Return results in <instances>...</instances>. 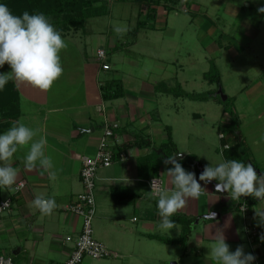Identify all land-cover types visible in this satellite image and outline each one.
I'll list each match as a JSON object with an SVG mask.
<instances>
[{"label": "crops", "instance_id": "1", "mask_svg": "<svg viewBox=\"0 0 264 264\" xmlns=\"http://www.w3.org/2000/svg\"><path fill=\"white\" fill-rule=\"evenodd\" d=\"M70 34L61 36L65 38ZM114 42L112 48L116 51L118 45ZM99 50L106 52L105 59L98 58ZM85 57L79 54L70 63L68 56L67 63L61 65L62 74L46 91L14 79H10L0 91V133L18 122L25 124L36 131L34 140L45 137V155L52 161L51 168L37 162V166L27 169L24 157L30 144L14 153L12 167L17 170V182L10 189L0 191V203L8 199L12 201L9 209L0 211V249L10 255L15 264H64L68 260L82 228V218L69 211L70 204L83 191L80 177L82 158L96 155L106 124L117 122L121 127L117 147L126 152L127 158H116L110 167L99 169L95 189L94 235L112 256L86 258L82 264H144V260L147 264L158 262L155 260L168 264H216L208 254V248L214 243L217 230L223 232L230 251L243 246L245 253L255 255L254 264H264V241L260 240L264 227L258 225L255 217V208H264V201L258 200L252 207H246V211L240 209L239 203L228 206L230 195L217 192L211 182L202 185L204 191L199 198L188 200L177 212L193 218L184 251L174 252L166 248L177 243L182 235V225L175 223L168 233L159 228L160 217L149 180L159 178L169 193L174 190V186L168 184L167 175L172 165L164 163L168 157L163 155L162 160L156 161L154 152L161 154L168 143L167 127L171 128L173 141L178 145L173 128L163 122L158 102L153 98L157 86L144 82V74H141L137 76L141 83L137 93L127 92L125 88L122 97L106 100L102 86L115 79L106 73L113 69L111 58L101 46L94 60L88 54ZM127 60L130 63L134 61ZM122 61L125 62L124 58ZM104 64L110 65V69L105 70ZM117 77L123 78V75L118 73ZM122 81L125 86L126 82ZM15 93L18 96V115L14 118L9 113L11 110L4 107L14 100ZM180 97L186 96H177ZM224 140L226 145L233 144V141H227L226 136ZM138 141L137 146L123 147L126 143ZM132 149L135 156L130 154ZM177 149L172 157L178 162L190 154L183 153L181 158ZM147 158L150 160L144 166ZM182 167L190 169L196 178L200 176L194 167ZM19 183L24 186L18 187ZM114 188L123 190L119 200L113 195ZM36 196L55 200V208L50 215H43L32 206ZM214 202L223 207L214 210ZM212 211L219 212L218 220L205 217ZM237 214L241 215L238 219ZM174 232V238L167 237ZM68 237L72 241H68ZM161 239L176 243H165Z\"/></svg>", "mask_w": 264, "mask_h": 264}, {"label": "rangeland", "instance_id": "2", "mask_svg": "<svg viewBox=\"0 0 264 264\" xmlns=\"http://www.w3.org/2000/svg\"><path fill=\"white\" fill-rule=\"evenodd\" d=\"M103 5V15L90 18L84 29L62 37L67 47L59 53L61 65L67 63L68 56L71 63L79 54L82 58L88 54L94 60L101 46L113 66L106 73L123 86L124 79L127 92L139 91L137 76L144 74V82L157 86L153 98L163 122L173 128L180 153H194L204 167L224 162L221 140L225 134L228 142L235 141L228 130L234 116L235 127L247 142L253 163L264 173V13L257 10L264 0H178L154 4L156 18L136 35L133 31L148 13V4L135 0H102L95 4L98 8ZM166 7H172L171 11ZM115 26L126 27L127 31L117 34ZM113 41L118 45L116 51ZM212 62L221 74V85L204 79ZM10 70L5 63L0 73ZM118 73L123 78L117 77ZM179 86L190 93L217 92L222 86L228 99L222 101L215 94L208 101L177 98ZM164 87L175 88V93L165 92ZM197 179L201 186L205 184L199 176ZM243 202V198L233 201L230 197L226 204ZM222 207L219 202L213 204L214 210ZM211 213L219 214H206L209 220ZM240 217L236 215V219ZM239 233L245 236L240 230ZM167 235L174 238L176 232ZM181 238L182 235L178 242ZM178 242L166 248L183 252L188 242Z\"/></svg>", "mask_w": 264, "mask_h": 264}, {"label": "clouds", "instance_id": "3", "mask_svg": "<svg viewBox=\"0 0 264 264\" xmlns=\"http://www.w3.org/2000/svg\"><path fill=\"white\" fill-rule=\"evenodd\" d=\"M258 12L264 13V5ZM117 34H124L126 27L115 26ZM66 42L61 33L50 22L44 13L30 14L24 11L21 15H14L5 3L0 2V68L5 63L10 67L7 73H0V91L10 79L27 82L40 90H48L63 72L59 53L66 48ZM37 133L23 123H16L6 132L0 133V191L10 189L17 182V170L12 167L13 155L18 148L30 144L24 157L27 169L37 166L52 167V161L45 155V137L34 140ZM135 156L134 150L130 152ZM168 168V184L174 186L169 193L166 187L151 186L152 198L156 199L159 228L165 233L175 227L172 217L183 208L190 199H197L204 189L195 174L186 171L180 162L172 156L164 160ZM205 184L216 180L217 192H227L233 201H239L242 196H252L264 201V175H257L252 164H245L239 160H227L216 166H206L199 176ZM19 187H22L20 185ZM32 206L43 215H50L55 208V200L36 196ZM211 213V219L214 217ZM255 217L259 226L264 227V208H255ZM264 241V235L260 236ZM209 255L216 264H254L256 257L252 253H245L243 246L235 251L229 250L223 232L217 230L214 243L210 246Z\"/></svg>", "mask_w": 264, "mask_h": 264}, {"label": "trees", "instance_id": "4", "mask_svg": "<svg viewBox=\"0 0 264 264\" xmlns=\"http://www.w3.org/2000/svg\"><path fill=\"white\" fill-rule=\"evenodd\" d=\"M102 0H0V2L5 3L9 10L14 15H21L24 11H28L30 14L33 13H44L49 19L50 22L54 25V27L60 31L61 35H65L70 33L71 31H79L84 29L86 26L87 21L92 17H99L103 15L105 12L106 5L101 7H96L95 4L100 3ZM138 3L148 4L149 9L148 13L145 14L143 20L137 23L136 30L133 31L134 35H136L141 28L148 27V24L151 20H154L157 16V11L152 7V5H160L162 3H169L175 2L178 0H135ZM167 11L170 12L172 7H166ZM204 79L209 83H216L217 85H221V74L214 62H212L211 69L204 73ZM181 87V86H179ZM103 97L106 100L120 98L124 95L125 90L123 83L120 80H111L106 82L102 86ZM165 92L175 93V88L171 89L168 87H164ZM216 91H209L207 93H187L182 88H178V95L177 96H186L190 99L196 101H205L208 100L210 97H213ZM18 96L15 93L14 100L7 105L6 110H11L9 113L12 117H16L18 115ZM219 98V97H218ZM7 111V112H8ZM234 115V113H231ZM237 120L233 116V120L229 125V131L232 132L235 141L229 148H225L226 143L224 138H222L221 142L223 145V156L225 161L227 160H239L247 164H252L254 169H257V165H255L251 159V152L250 148L247 145L244 137L242 136L237 128L235 127ZM167 132L169 136L168 143L162 148V153L157 154L154 152V155L157 157V160H162L163 155L165 157H171L174 153L178 152L177 146L172 138L171 128L167 127ZM227 130V131H228ZM225 137V136H224ZM138 142H130L123 145L125 148H130L133 146H137ZM144 145V144H143ZM139 146H142L141 143ZM150 159H146L144 161V166L148 164ZM146 163V164H145ZM180 163L184 166L194 167L197 172L200 170H204V166L201 161L195 155H186ZM123 192L122 189H113V195L115 198L119 200V194ZM243 204L246 205L247 208L252 207L257 201L258 198H254L252 196H242ZM241 205V204H240ZM239 205V206H240ZM172 219L175 223L182 225V238L179 241L180 244H183L188 240L190 235V225L193 220L191 217H187L184 214L176 213ZM264 230V228H263ZM161 241L165 243H174L175 241L161 239ZM178 242V240L176 241ZM175 242V243H176Z\"/></svg>", "mask_w": 264, "mask_h": 264}, {"label": "built area", "instance_id": "5", "mask_svg": "<svg viewBox=\"0 0 264 264\" xmlns=\"http://www.w3.org/2000/svg\"><path fill=\"white\" fill-rule=\"evenodd\" d=\"M97 56L101 60L105 59L106 52L99 50ZM103 68L108 70L110 69V65L104 64ZM120 128L117 122L107 123L96 155L82 158L80 177L83 184V191L78 194L69 206L70 212L82 218V228L78 238L74 241L70 256L64 264H82L86 258L105 259L112 256L108 248L97 240L94 235V218L97 210L95 189L99 169L110 167L116 158L120 160L127 158L126 152L117 147L118 131ZM225 148H229V146L226 145ZM152 182L153 187H163V182L159 178H152L149 180L150 191ZM20 185L24 186L23 183H19ZM11 205V199L2 201L0 203V211L9 209ZM240 209L246 211V205L242 203ZM67 240L72 241V238L68 237ZM0 264H15V262L10 255H6L0 249Z\"/></svg>", "mask_w": 264, "mask_h": 264}, {"label": "water", "instance_id": "6", "mask_svg": "<svg viewBox=\"0 0 264 264\" xmlns=\"http://www.w3.org/2000/svg\"><path fill=\"white\" fill-rule=\"evenodd\" d=\"M215 96H220V98H221V100L222 101H226L227 99H228V96L223 92V89H222V86H219V89H218V91L215 93ZM180 157L181 158H183L184 157V154H180ZM257 171V173L259 174V175H264V173L263 172H261L260 170H256ZM200 172L202 173V170H200ZM211 183L214 185V188H215V185H216V183H218V182H216V181H211ZM216 190V189H215ZM220 193H223V194H227V192L225 191V192H220ZM211 217V216H210ZM214 217H219V214H216L215 213V216Z\"/></svg>", "mask_w": 264, "mask_h": 264}]
</instances>
